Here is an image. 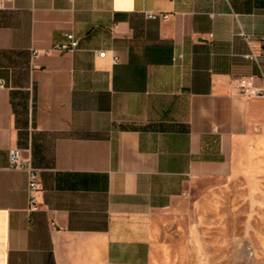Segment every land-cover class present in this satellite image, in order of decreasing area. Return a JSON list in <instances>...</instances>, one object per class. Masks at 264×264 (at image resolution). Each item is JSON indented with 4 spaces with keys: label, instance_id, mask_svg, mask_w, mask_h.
Listing matches in <instances>:
<instances>
[{
    "label": "crops",
    "instance_id": "1",
    "mask_svg": "<svg viewBox=\"0 0 264 264\" xmlns=\"http://www.w3.org/2000/svg\"><path fill=\"white\" fill-rule=\"evenodd\" d=\"M69 33L77 49L52 51ZM251 51L264 0L0 8V264H151L156 215L264 155V99L237 89L259 77ZM10 149L37 171L36 211Z\"/></svg>",
    "mask_w": 264,
    "mask_h": 264
},
{
    "label": "rangeland",
    "instance_id": "2",
    "mask_svg": "<svg viewBox=\"0 0 264 264\" xmlns=\"http://www.w3.org/2000/svg\"><path fill=\"white\" fill-rule=\"evenodd\" d=\"M253 164L196 182L156 215L151 264H264V155Z\"/></svg>",
    "mask_w": 264,
    "mask_h": 264
},
{
    "label": "built area",
    "instance_id": "3",
    "mask_svg": "<svg viewBox=\"0 0 264 264\" xmlns=\"http://www.w3.org/2000/svg\"><path fill=\"white\" fill-rule=\"evenodd\" d=\"M12 0H0V8L6 9L9 4H11ZM146 17L155 19L157 17H161L162 19H166L167 15H158L155 13H147ZM65 38L67 40L66 43L55 45L52 48V51L56 52H73L78 47V39L71 33L66 34ZM34 54L37 52L34 51ZM101 57H104L105 53L99 54ZM245 59L254 62L259 68V77H248V78H240L238 81L237 89L239 94L245 98H255V99H264V71L261 68V63L264 64V56L261 57L258 53L251 51L248 54L243 56ZM113 62L116 63L117 59L114 57ZM9 169L17 170V171H25L27 173V196L29 200V208L28 211H36L37 203L35 200V194L39 190L38 185V175L37 171L33 169L31 166L23 163L20 159V150L19 149H10L9 150Z\"/></svg>",
    "mask_w": 264,
    "mask_h": 264
}]
</instances>
